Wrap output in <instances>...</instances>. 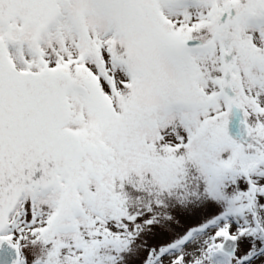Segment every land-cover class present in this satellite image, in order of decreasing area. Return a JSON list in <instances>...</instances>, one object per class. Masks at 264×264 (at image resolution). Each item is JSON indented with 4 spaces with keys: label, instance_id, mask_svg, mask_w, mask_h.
<instances>
[{
    "label": "snow or ice",
    "instance_id": "snow-or-ice-1",
    "mask_svg": "<svg viewBox=\"0 0 264 264\" xmlns=\"http://www.w3.org/2000/svg\"><path fill=\"white\" fill-rule=\"evenodd\" d=\"M0 264H264V0H0Z\"/></svg>",
    "mask_w": 264,
    "mask_h": 264
}]
</instances>
